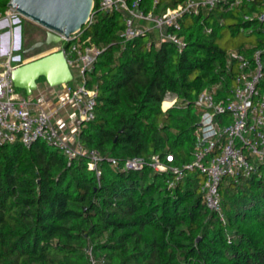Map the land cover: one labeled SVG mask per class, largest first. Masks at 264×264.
<instances>
[{"label": "trees", "instance_id": "obj_1", "mask_svg": "<svg viewBox=\"0 0 264 264\" xmlns=\"http://www.w3.org/2000/svg\"><path fill=\"white\" fill-rule=\"evenodd\" d=\"M9 1L0 0L1 13ZM154 1L143 0L141 8ZM157 1L156 11H164L185 0ZM99 2L81 29L105 51L88 74L97 91L95 119L79 141L101 155V175L87 169L86 158L68 161L41 141L1 146L0 264H264V165L249 179L220 184L225 224L205 207L198 171L182 170L169 189L172 173L150 166L167 155L170 167L191 163L194 102L214 84L222 93L231 89L237 68L227 65L224 37H255L247 48L236 46L247 55L264 47V23L244 19L264 11L261 0L186 16L180 52L168 42L157 48L150 34L123 41V16L98 11ZM169 97L176 102L163 112ZM110 160L145 166L123 172Z\"/></svg>", "mask_w": 264, "mask_h": 264}, {"label": "built area", "instance_id": "obj_2", "mask_svg": "<svg viewBox=\"0 0 264 264\" xmlns=\"http://www.w3.org/2000/svg\"><path fill=\"white\" fill-rule=\"evenodd\" d=\"M243 1L252 3L256 0H185L176 8L164 11H156L157 0L148 11L141 8L143 0H100L97 9L123 16L124 29L120 33L123 41L157 30L160 33L159 43L168 42L180 52L186 47L184 38L178 35L183 18L208 14L216 8L231 10ZM261 2L264 6V0ZM12 17L21 16L7 8L0 12V23L12 25ZM244 19L264 23V11ZM49 48V54H63L73 77L72 82L75 79L79 82L65 86L69 103L76 112L73 133L67 135L65 123L54 121L51 114L36 108L31 98L24 97L13 86L11 73L25 62L20 56L19 60L13 56L12 41V50L0 60V147L20 143L29 148L41 141L60 150L68 161L86 158L87 169L99 178V164L103 159L95 150L80 144L79 133L86 123L95 119L97 91L95 87L88 86V74L93 71L105 48L94 45L89 37L84 38L82 31L68 39L61 37L59 44ZM230 64H235L237 69L229 93H222L221 83H217L203 90L194 102L199 120L191 163L181 168L170 167L167 163H172L173 157L167 155L165 163L153 157L150 165L156 172L172 173L174 179L167 182L169 189L182 179V170L198 171L204 177L201 186L203 203L210 212L218 215L222 224L226 223L219 193L222 181L225 178L233 181L249 179L258 174L259 166L264 165V47L254 50L251 55L229 52L227 65ZM169 102L173 106L176 99L172 98ZM110 163L123 172L141 171L145 166L135 160H126L121 166L115 160H110Z\"/></svg>", "mask_w": 264, "mask_h": 264}, {"label": "water", "instance_id": "obj_3", "mask_svg": "<svg viewBox=\"0 0 264 264\" xmlns=\"http://www.w3.org/2000/svg\"><path fill=\"white\" fill-rule=\"evenodd\" d=\"M8 8L22 18L45 30V39L23 51L28 55L43 47L57 45L61 37L68 39L89 23L94 10V0H10ZM8 26V23H5ZM14 50H20V29L17 28ZM0 44V57L10 53L11 36L5 33ZM19 60V57H16ZM73 80L61 52H53L19 65L11 73L15 89L30 98L44 81L50 88L67 86ZM138 161V160H135Z\"/></svg>", "mask_w": 264, "mask_h": 264}, {"label": "rangeland", "instance_id": "obj_4", "mask_svg": "<svg viewBox=\"0 0 264 264\" xmlns=\"http://www.w3.org/2000/svg\"><path fill=\"white\" fill-rule=\"evenodd\" d=\"M18 18V19H17ZM12 17V20L14 21L12 25L8 24V26H4L0 28V44L3 43L2 36L5 35V33L9 32L11 36V46L10 51L12 50V41L14 42L16 40V32L17 28L20 29V50H14L13 56L21 57L22 62H29L33 59L40 58L41 56L49 54L50 48L49 47H43L39 50H36L28 55H24L23 51L28 49L30 46L42 42L45 39V30L41 27L35 25L34 23L22 18V17ZM255 37H248V38H235L230 39L229 37H224L222 42L220 43L223 48H225L228 52L236 51V46L241 45L243 47H249L254 41ZM157 48L159 46H156ZM1 48V47H0ZM5 56L0 57V60H3ZM21 62V63H22ZM19 63V62H18ZM14 63V64H18ZM79 84L77 79L74 80V82L70 84ZM65 88V86L58 87V90H61ZM172 98H168L167 101H170ZM170 104H172L170 102ZM172 105H170L169 108H171ZM168 108V109H169ZM161 110L165 112L167 109L163 108V104L161 105Z\"/></svg>", "mask_w": 264, "mask_h": 264}, {"label": "crops", "instance_id": "obj_5", "mask_svg": "<svg viewBox=\"0 0 264 264\" xmlns=\"http://www.w3.org/2000/svg\"><path fill=\"white\" fill-rule=\"evenodd\" d=\"M5 23L1 22L0 28L4 27ZM149 34L155 40L156 46H159L160 33L157 30H152ZM57 88H50L42 81L38 84L37 91L30 98L36 104V108H41L46 113L51 114L54 121L57 123H65L67 125V135H71L73 133V122L76 118V112L69 103L65 88L61 90Z\"/></svg>", "mask_w": 264, "mask_h": 264}, {"label": "bare ground", "instance_id": "obj_6", "mask_svg": "<svg viewBox=\"0 0 264 264\" xmlns=\"http://www.w3.org/2000/svg\"><path fill=\"white\" fill-rule=\"evenodd\" d=\"M170 105H171L170 102L167 100L163 102V108L164 109H168L170 107Z\"/></svg>", "mask_w": 264, "mask_h": 264}]
</instances>
